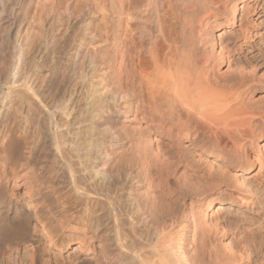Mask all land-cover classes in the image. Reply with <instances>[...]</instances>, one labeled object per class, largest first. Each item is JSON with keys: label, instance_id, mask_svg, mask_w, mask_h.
I'll use <instances>...</instances> for the list:
<instances>
[{"label": "bare ground", "instance_id": "1", "mask_svg": "<svg viewBox=\"0 0 264 264\" xmlns=\"http://www.w3.org/2000/svg\"><path fill=\"white\" fill-rule=\"evenodd\" d=\"M107 2L121 22L111 27V33L108 30L113 52L106 54L111 62L104 59L106 54L97 57L98 62L93 23L97 0H0V264H14L12 255L19 249H24L25 264H65L52 256L51 249L69 246L89 252L85 240L89 233L100 240L104 253L113 255L111 264H221L223 257L213 252L211 242L225 233L226 226L210 221L212 229L208 216L226 191L222 183L229 184L219 182L216 175L207 177L212 165L206 166L207 174L196 171L194 164L192 169L184 155L195 147L208 155L226 153L223 156L230 157L237 175L236 170L253 166L246 140L256 148L264 140L263 103L257 107L251 101L259 100L246 98L251 86L244 89L243 76L228 81L219 73L214 75L222 82L215 78L213 73L227 59L214 50V38L209 37V50L207 34L203 38L210 20L223 10L226 19L218 24L229 31L236 0ZM103 59L114 68L110 84ZM220 97L226 104L212 108L213 98ZM133 101L136 106L128 109L134 115L126 133L134 156L110 166L108 149L118 142L103 116L111 105L130 107ZM204 104L211 108L203 112ZM192 154L188 161L195 158ZM195 155L200 159L201 154ZM224 172V178L234 175ZM51 173L60 176L61 186L55 190L54 207L41 192ZM141 177L153 187L146 203L132 191ZM180 178L198 203L193 208L190 204L188 218L171 207L175 202L169 196L171 184ZM71 198L73 202L66 204ZM37 204L46 212L39 213ZM163 206L171 208L158 214L161 207L166 210ZM190 228L192 248L187 244ZM230 249L228 257L225 249L228 264H246V251L237 249L234 254ZM68 264L90 261L76 256Z\"/></svg>", "mask_w": 264, "mask_h": 264}, {"label": "rangeland", "instance_id": "2", "mask_svg": "<svg viewBox=\"0 0 264 264\" xmlns=\"http://www.w3.org/2000/svg\"><path fill=\"white\" fill-rule=\"evenodd\" d=\"M103 1L101 0V2L103 4L102 5L100 0L99 1L97 0V3L99 2L100 5L97 6L98 8H96V6H94L95 7L94 11H96L95 9H97V11L95 12L94 20H93L94 21L93 23L95 26L94 32H96V35L99 36V37L98 36L96 37L97 39L95 42V48L98 49V50L95 49L96 58L97 57L103 58V55L108 53L107 51H109L110 53H108V54L112 56L111 53L113 51L111 52V48H110L111 46L109 44V41L111 39V34H110L111 33V27L116 25L117 22H119V21L121 22V20H119L120 17L117 14L111 13L112 9L110 8V5L107 2L108 0H106L104 2ZM236 5L237 6L235 8L234 20L231 22L232 24L230 27H226L227 30H229V31H224V30H226L225 27L218 24L219 21H223L226 19L224 16L221 15V14L225 15L226 10H223L222 13H219L216 16V18L214 19V21L211 19L209 26L206 27V30L203 31L204 32L203 38L206 34L208 36V37L205 36V37H207V39L204 38V40L206 42L205 45L208 46V50H209V48H211L210 45L212 43L211 39H209V37H211L212 39L214 38V50L216 51V53L221 52L225 56V59H227V60L223 61L218 66V68L216 69L219 72H217L215 70L217 73L215 72V73H213V75L214 74L218 75L220 73L218 76L219 77L222 76L225 80H226V78H227V80L229 78L228 81H231L232 79L238 80L241 76H243V77H241L242 79L240 78V81L241 82L244 81V84L245 83L248 84V85L245 84L246 88L243 85L244 89H247L248 86H251V87H248V90L250 88V92H251V93L249 92L250 96L248 95V97H246V98L251 97L252 99H257V100H259L260 103L259 104H256V102L253 103V100H252L251 101L252 104H254L256 106L258 105L257 107H260V106L264 107V0H236ZM228 7H230V5ZM105 26L108 27L109 29L105 28ZM108 30L110 33L108 32ZM106 31H107L108 35L110 34V37L107 34H105ZM103 32H104V34H103ZM103 35H105L107 37V39H104ZM210 35H212L213 37ZM106 40H108V41H106ZM208 40H209L210 44H207ZM103 44H104V46H103ZM109 55H107L108 59L106 57L104 58L105 60H107V62L108 61L111 62V56H109ZM98 58H97V61L99 62ZM104 59L102 60V62L100 61L103 65V68H105V69H106V67L109 68L108 64L111 65V63L107 64V62ZM110 67H113V65H111ZM108 68L106 69L105 77H107L106 78L108 80V81L106 80L107 83L110 84V82L114 78L113 76L115 74L111 73L113 71L111 69H114V68H109V69ZM105 69H104V71H105ZM115 73H116V71H115ZM217 75L216 76L214 75V76H215V78L217 77L216 79L218 80L220 78H218ZM230 78H231V80H230ZM243 78H244V80H243ZM245 78L248 81H246ZM220 81L222 82V78L220 79ZM247 82H249V83H247ZM241 88H240V90H241ZM205 94H207V93H205ZM207 95L209 96L211 94H207ZM173 98H175V97H173ZM205 98H208V97L206 96ZM218 98L219 97H217V99ZM213 99H215V103L213 102L214 106H212L213 104L211 105L209 103L207 105H211V107L214 109H215V107H219L222 104V102L225 103L224 100L222 99V97H220L219 101H217L216 98H213ZM173 100H175V99H173ZM262 100H263V102H262ZM194 101L197 102V99ZM203 101H201L202 104L205 102V101L204 102ZM135 102L136 101H133V103L131 104L132 106H130V107L128 105L124 106L126 104L125 103L120 104V102H119V104L118 103L115 104L117 106L111 105V107H110L111 109H110L109 113H107V115L104 114L105 116H103V119L105 118L107 123L113 127L112 128V130L114 129L113 133L114 134L116 133V135H117V138H113V139L114 140L116 139L118 142L117 144L110 146L108 149V151H110L109 153L111 155L110 166H112V165L114 166V164L116 165V163L125 164L127 161H130L129 159L133 158V156H134V154H133L134 148H132L134 145L132 144V141L128 137V134L126 133V131H128V129H129V127H127V124H129V122L132 119L131 117H133V115H134L133 114L134 111L128 110V109L129 108L133 109V107L135 108V106H136ZM247 102H248V100H247ZM197 103H196V105H200L199 101ZM261 103H263V105H260ZM193 104H195V103H193ZM133 105H135V106H133ZM228 105H230V103ZM205 106L202 107V105H201L200 107H202V109H203ZM197 107H199V106H197ZM207 107L209 108L210 106H206V108L203 109V112L205 110H207ZM220 108L222 109V106ZM218 109L219 108H217V110ZM222 111L224 112V109H222ZM221 112H219V113H221ZM223 112H222V114H223ZM213 114H216V113L214 112ZM217 116L220 117V115H217ZM217 116H214V117H217ZM206 117L209 118L208 113H207ZM210 117H212V116H210ZM212 119H213V117H212ZM123 126H125V127H123ZM119 127H120V129H119ZM123 128H125V129L123 130ZM126 128H127V130H126ZM126 134H127V136H126ZM128 138H129V140H127ZM248 142L249 141L246 140V148L248 149V152H249L248 154L250 155V159H253L252 161H254V162H252L253 166L246 171L236 170V173L238 172L237 175L232 170V163H229V161L231 162V160L229 159L230 157L223 156V155H227L226 153H219L218 155L209 153V155H208V153L205 154V151L198 149V147H195V149L189 148L190 150L192 149L191 151L189 150V154L186 152V150H185L186 154L184 151H183L184 153L182 152L183 155L185 154L184 159H187L186 162L191 161L190 163H188L190 167H191V165L194 164V166H196V171L201 173L204 170L203 171L204 174L208 173L207 174L208 176L206 175L207 177L214 178L216 175L215 178L217 180L219 178V180H218L219 182H220V179H223L221 181V183L227 181L228 183L226 182L225 184H229V185H226V186H228V187H226L222 183V188L224 187L223 189H225L226 191L223 190L225 193H223V191H222L223 196L221 194L220 195L221 197L219 196V201L217 203H214V213H212L211 215L209 214L210 216H208L209 224L211 221V224L214 226L215 224H213V222L215 223V220H217L216 221L217 224L221 225L223 228L225 226L227 227V229H226V227L223 229V233L225 230L227 232L225 231V233L223 235H221V233L218 234V236L217 237L215 236L211 242V244H213V246H214V250L212 249L213 252L217 256H219L221 254L220 256L225 258L223 260V258L219 256L220 259L222 258L221 262H220L221 264H223L222 263L223 261L228 264L229 261H226V259H228V258H226L225 254H226V251L229 250L230 248H231L230 249L231 251L233 250V252H235L234 254L238 253V251H240V253H242V252L245 253L244 251H246L248 254V257H249L248 261L245 262L246 264H264V140L258 142L260 144L259 148H256L255 146H253L254 144L253 145L247 144ZM192 151H193V154H192ZM195 152L197 153V155L199 153V154H201V156H203V157H201L199 155V158L201 160L196 158L197 156L195 155L196 154ZM190 153L192 154V158H194V157L196 158V159L194 158L195 160L192 159V160L188 161L187 155L189 156V158H191ZM251 155H252V157H251ZM220 157H221V159H219ZM222 157H224V158H222ZM226 159H227V161H226ZM112 160L114 163L112 162ZM197 160H199V162ZM211 160H212V162H211ZM215 163H216V165H215ZM208 164H209V166L210 165L213 166V167L210 166V168H209L212 171H210L209 169L206 168V166L209 167ZM221 165H222V167H221ZM223 165H225L227 168ZM217 166L219 168L221 167L223 169V171H225L224 172L225 174H229L226 171H229L230 173L233 172V174L236 175V177H237L236 179H238V183H237V181H235L236 179L233 178L234 175H232V174L229 175L228 178L226 176L224 178L222 175L223 171L221 172V175L223 177L222 178L220 175V169L221 168L219 169ZM191 168L193 169L194 167H191ZM205 168L207 170H209L207 173L205 172L206 171ZM225 168H226V170H225ZM209 172H210V174L214 173V174H212L213 176L209 175ZM203 173H201V174H203ZM230 176H232V178ZM175 178H178L177 175ZM142 179H144L145 181H143ZM179 180L176 179V182L174 181V183L171 184V186L173 185V187H171V189H170V191H172V192H170L171 194L169 196L171 197L172 201H175L173 203L176 204L175 205V204L171 203L172 204L171 207L172 208L175 207L177 210H179V212H178L179 214L188 218L190 213H191L190 212L191 210L189 211V209L193 208L194 206L196 207L198 205V203L196 205L197 201H196V197H194L195 193L192 192V190H190L188 192L187 191L188 188L185 187V185L183 187V184H184L183 179L180 178ZM147 181L148 180H146V178L141 177L138 180V182H141V183H139V184L136 183L135 188L132 189V191H134V194H133V192H131V194H133L134 196L139 195V196H136V198H139L140 201L143 200V203H144V201H145V203L147 201L149 202V200H147V197H148V194L150 197V193L152 192V188H153L151 186V183H148L149 181L148 182ZM177 181L181 182V184L177 185V183H179ZM58 182H60V176H58V174L56 175V174L51 173L47 176L44 187H43V189H41V192L43 193L48 204L51 205V207H54L58 203V201L55 198V196H56L55 194L57 193L55 190H58L61 187V186H59ZM239 182H241V183H239ZM149 187L151 189H149ZM186 188H187V190H186ZM41 192L39 195L35 194L36 199L39 198V196L41 195ZM191 192H192V194L194 193L193 197L190 194ZM122 193L123 194L126 193L125 189L121 191V196L127 197L126 194L123 195ZM146 193H147V196H146ZM229 193H230V195H229ZM174 195H175V197H174ZM18 196H20V195H18ZM143 197H145L146 200ZM199 197L202 198L203 196L202 197L199 196ZM21 199H23L22 196H21ZM174 199H176V200H174ZM189 201H190V203H189ZM66 202H67L66 204H70L71 202H73V199L72 198L67 199ZM217 205L219 206V208L216 209L215 207ZM190 206H191V208H190ZM171 207H167V209H169ZM36 208L38 209L39 213L46 212L44 209H41L40 207H38V204H37ZM163 208L166 209V207H164V206H163ZM167 209L164 210L161 207V210H163V211H160V209H159L160 213L159 212H157V213L161 214L162 212L167 211ZM44 215L46 217L50 218L49 214L44 213ZM191 219L189 218L188 220L190 221ZM191 224L192 223H190V227H192ZM212 225H211V228L214 229V227H212ZM228 226H229V228H228ZM81 228L82 227H80V230H82L81 232H83L85 230V228H82V229ZM191 230H192V228H190V230L187 233V235H188V237H187L188 243L187 244L189 245V248H192L193 245L195 244L194 243L195 239L191 241V238H192L191 237L192 236ZM37 239L40 240L39 242H41V244H44L40 237H38ZM219 239L221 240V242ZM85 240L87 241L86 242L87 247L90 248L89 252L86 251L85 248H82V250H81V248H79V247H78L79 249H77L78 251L77 250L72 251V248H74V247H69V246L67 248L66 247L62 248L61 250L60 249L57 250L56 248L54 250L51 249L50 252H51L52 256L56 258L57 261H59V262L65 261V264H68V262L76 256H80L82 258L88 259L90 261V264H111L112 263V256L113 255H109L108 253H104L103 248H99V244H100L99 241L100 240L96 236H94L93 233H89V235L87 236V238ZM197 240H196V242H199V239H197ZM214 240H216V241H214ZM222 244H224V246L226 248ZM197 245L200 246V243H197ZM213 246L210 245L211 248ZM227 246L229 247V249ZM223 247L226 249V251ZM200 248L201 247H199L198 249L201 251L202 248L201 249ZM222 248L224 250H222ZM237 249H238V251H237ZM199 250H197V251H199ZM23 251H24V249H19V251L15 252L14 255H12V259L13 258L15 259L14 264H17V262L19 264V262H22V261L25 264L26 260L24 259V257H22V255L24 253ZM74 252H76V253L74 254ZM102 252H103V254H102ZM217 253H220V254H217ZM228 253H229V251H227V257H228ZM97 255H98V257H97ZM21 258H23L24 260H21ZM239 264H240V262H239Z\"/></svg>", "mask_w": 264, "mask_h": 264}]
</instances>
